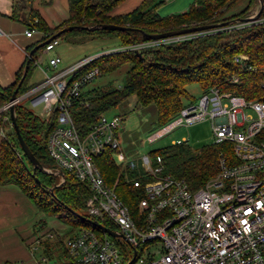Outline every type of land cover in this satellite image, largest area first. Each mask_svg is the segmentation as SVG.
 <instances>
[{
    "label": "built area",
    "instance_id": "obj_1",
    "mask_svg": "<svg viewBox=\"0 0 264 264\" xmlns=\"http://www.w3.org/2000/svg\"><path fill=\"white\" fill-rule=\"evenodd\" d=\"M263 20L260 17L257 22L256 19L230 20L222 27L159 40H142L127 46L116 42L111 48L68 64H63L61 57L56 55L41 69L42 54L60 43V39L55 38L45 44L41 55L32 58L33 64L41 69L42 77L17 99H27L30 108H41V117L55 115V124L46 142L54 174L62 178V182L64 172H69L86 184L90 190L85 201L89 218L110 221L115 226L112 230L121 234L119 237L127 252L129 247L133 251L129 258L115 237L104 232L99 236L91 229L82 228L65 239L67 252L77 262L264 264V101L246 100L218 87H210L196 102L184 105L170 122L150 136L154 139L178 125L209 119L213 143L230 144L232 157L221 155L217 174L195 190L182 179L165 173L160 155L146 154L131 159L120 152L118 131L122 116L114 114L107 118L102 113L87 127L77 125L72 117L74 104L87 105L83 95L86 87L101 75L99 67L93 64L99 56L124 50L139 52ZM36 32L39 31L35 28H27L25 36ZM246 59L243 54L234 58L236 62ZM236 80L237 77H233V81ZM8 106L5 103L0 107V140L7 132L4 122L12 126ZM186 141L183 138L174 144ZM108 153L122 169L124 179L140 195L135 213L105 181L98 167L96 159ZM129 173L134 176L129 177ZM153 242H158L160 247L144 256L143 247Z\"/></svg>",
    "mask_w": 264,
    "mask_h": 264
},
{
    "label": "trees",
    "instance_id": "obj_2",
    "mask_svg": "<svg viewBox=\"0 0 264 264\" xmlns=\"http://www.w3.org/2000/svg\"><path fill=\"white\" fill-rule=\"evenodd\" d=\"M121 0H67L68 17L54 27L48 26L42 17L31 10L29 28H35L43 36L37 44L33 58H37L51 36L63 41L82 44L101 38H116L127 46L142 41L145 34L174 31L197 25L225 22L248 17L250 7L258 0H247L246 5L233 15L224 14L239 0H194L180 13L159 16L157 9L165 0H143L126 13H115ZM260 18L264 19V0ZM115 24L129 27L125 31H109L98 26ZM78 26L80 29L67 30ZM91 27V29L87 28ZM51 41V40H50ZM138 52L124 50L99 56L93 64L98 66L101 75L111 73L124 64H129L123 83L117 88H99L84 92L87 105L78 102L72 107L74 122L83 127L90 125L98 115L119 104L125 97L134 95L141 105L153 104L157 108V119L162 126L172 120L184 106L187 97L186 86L192 82L200 85L205 92L210 87L231 92L246 100L264 101V20L240 28L220 30L173 44L158 45ZM246 55V60L236 62L234 58ZM27 60V57H26ZM15 74L12 84L0 86V107L8 103L23 75L24 66ZM251 66L252 69H248ZM34 69L31 61L16 97L25 93L31 84L29 77ZM233 77H237L234 82ZM24 99L14 105L16 124L23 140L38 160L39 164L54 165L46 142L55 124V115L41 117L23 104ZM7 128L5 138L0 140V185L14 184L35 205L39 212L55 216L65 224L67 231L56 234L53 241L45 239L42 246L44 260L52 264H81L66 250L65 239L82 228L93 230L97 235L104 233L92 226L77 214L89 218L85 212V201L90 194L88 186L79 182L72 173L64 172V180L38 168H33L19 147L13 126L4 122ZM183 143L173 144L162 152H153L163 160L164 172L182 179L190 189L195 190L215 176L219 170V157H232L229 143H211L191 152ZM98 167L111 186L121 170L114 165L110 154L96 159ZM129 177L133 174L129 173ZM116 193L136 212V202L140 195L137 189L124 179L121 173ZM61 183L60 185H58ZM52 189V192L50 191ZM103 226L115 229L108 220L96 218Z\"/></svg>",
    "mask_w": 264,
    "mask_h": 264
},
{
    "label": "rangeland",
    "instance_id": "obj_3",
    "mask_svg": "<svg viewBox=\"0 0 264 264\" xmlns=\"http://www.w3.org/2000/svg\"><path fill=\"white\" fill-rule=\"evenodd\" d=\"M176 0L165 1L158 9L157 14L159 16H166L170 13H176L175 11L179 8H175ZM247 3V0H239L233 7H231L225 14L224 17L230 16L238 12L241 8H243ZM258 4L254 3L247 14V16L254 15L258 10ZM262 19V18H260ZM256 19L255 22H257ZM62 40V39H61ZM60 40V41H61ZM117 40V39H116ZM116 40L109 38H101L90 41L86 44L81 45H69L62 40V42L54 48V50H50L48 54H45L43 57V62L40 64L41 67L46 68L48 63V59L51 55L54 54L56 49L63 48V46H69L71 52H73L74 58L71 62L63 61V64L72 63L84 56L97 54L105 49L111 48L115 45ZM86 46H90L87 50H82ZM62 64V65H63ZM129 68V64H124L119 67L117 70L111 73H105L97 78H95L91 83L88 84L86 90L91 89H99V88H117L120 87L123 83V77L126 70ZM40 78V70L34 67L31 75L29 77L30 82H37ZM187 97L183 99L184 105L189 103L196 102L197 99L203 94V89L196 82H192L186 86ZM23 104L26 105L29 109H31L35 114L41 115V108H30L27 102V99H24ZM114 114H118L123 117L120 129L118 131V140H119V150L120 152L127 158L138 159L141 155L148 154L152 157L153 152H162L166 148H169L174 142L183 140L185 138L187 141L184 142L179 147H185L189 149L191 152H195L201 147L213 143V135L211 131V125L209 119H203L197 121L190 125H178L167 131L154 139H150V136L158 132L164 126L158 122L157 119V108L153 104L149 105H141L137 102L136 97L134 95H129L125 97L119 104L115 107L111 108L104 115L107 118H111ZM112 160V159H111ZM113 161V160H112ZM114 162V161H113ZM114 165H116L114 163ZM118 166V165H116ZM119 167V170L122 169ZM43 169L47 173L54 174V165L48 164L44 165ZM53 172V173H52ZM119 172L112 183V187L119 183L120 174ZM55 175V174H54ZM56 176V175H55ZM119 176V177H118ZM58 177V176H57ZM118 181H116V179ZM60 177H58V182H61ZM126 180V178H125ZM86 215L87 212H84ZM38 221L35 224V229L37 228L36 233L37 240L39 242L44 241L45 239H49L53 241L55 239V235L64 233L67 231L65 225L58 221L55 216L48 215L42 212L38 214ZM42 231V232H41ZM54 234V236H53ZM52 235V237H50ZM115 240L120 244V249L127 252L126 248L123 246V239L121 237H115ZM160 247L158 242L148 243L143 247V255H147L149 252H154ZM42 252L41 244H38L35 250V254L39 262L41 264H52L51 261L40 260L39 256ZM129 258L132 256V248L129 247L128 250ZM157 256V254H156Z\"/></svg>",
    "mask_w": 264,
    "mask_h": 264
},
{
    "label": "crops",
    "instance_id": "obj_4",
    "mask_svg": "<svg viewBox=\"0 0 264 264\" xmlns=\"http://www.w3.org/2000/svg\"><path fill=\"white\" fill-rule=\"evenodd\" d=\"M142 1L121 0L114 12H129ZM175 2V8H179L176 10H180L175 12L180 13L185 11L194 0H176ZM31 10L38 13L48 26L54 27L68 17V2L67 0H0L1 87L13 83L15 74L25 63L29 49L40 42L43 36L40 31L30 37L25 36V30L29 28ZM109 39L116 40V38ZM90 41L82 44H73L66 41L65 43L82 46ZM89 47L86 46L82 50H87ZM70 49L73 48L69 46L58 48L51 57L58 55L64 61L71 62L76 57ZM44 55L42 54V62ZM34 67L36 66L34 65ZM38 69L41 78L42 72L40 68ZM32 83L34 82L29 81V84ZM38 214L39 211L35 205L16 185H0V264H41L35 254L36 247L39 244L37 240L39 234L36 233L37 228L35 229V224L39 220ZM39 259L41 261L44 259L42 252Z\"/></svg>",
    "mask_w": 264,
    "mask_h": 264
},
{
    "label": "water",
    "instance_id": "obj_5",
    "mask_svg": "<svg viewBox=\"0 0 264 264\" xmlns=\"http://www.w3.org/2000/svg\"><path fill=\"white\" fill-rule=\"evenodd\" d=\"M258 1H259V7H258L257 12L254 15L248 16V17H243V18H237V19H234V20H236V21H251V20L258 19L260 17V15H261L262 7H263L262 6V0H258ZM228 22L229 21L217 22V23H213V24L197 25V26H192V27L181 28V29L174 30V31L154 33V34H145L142 31H139V33L141 34L142 39L145 40V41H148V40H159V39H165V38L176 36V35L194 33V32L205 31V30H210V29L222 27V26L228 24ZM98 27L102 28L104 30H109V31H125V30H129L130 29L129 27L115 25V24H106V25H101V26H98ZM80 28H83V27L71 26V27H68L67 30L80 29ZM87 28L91 29V27H87ZM60 34H61V32L51 36L48 40H46L45 42L41 43L40 46L48 43L52 39L57 38ZM34 51H35V49H32V50H30L27 53V60H26L25 66H24L23 75H22L21 79L19 80V82L17 84V88L21 84V82L23 80V77L25 76L26 71H27V69L29 67V64L32 61L33 52ZM137 54L140 55L139 52ZM17 88L14 90L13 94L9 98L8 111H9V116H10V120H11L12 126H13L15 134H16V138L18 140L19 147L21 148L22 153L26 156L27 160L31 163L33 168H38L40 170L45 171L43 169V167L39 164V162L36 159V157L31 152V150L29 149V147L27 146L25 141L23 140L21 134L19 133V130H18V127H17V124H16L15 114H14V105H15V103L18 100L17 97H16ZM59 175L62 176L63 174L60 173ZM60 184L61 183H59L58 185H60ZM50 191L52 192V189H50ZM77 215L80 218L85 219L92 226L99 228L102 232L106 233L109 236H112V237L121 236V234H119L118 232H116V231H114V230H112V229H110V228H108L106 226H103L97 220H93L91 218H85L81 214H77Z\"/></svg>",
    "mask_w": 264,
    "mask_h": 264
}]
</instances>
